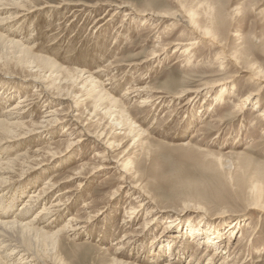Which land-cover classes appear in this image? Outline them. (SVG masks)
Returning a JSON list of instances; mask_svg holds the SVG:
<instances>
[{
	"label": "rangeland",
	"instance_id": "374dc122",
	"mask_svg": "<svg viewBox=\"0 0 264 264\" xmlns=\"http://www.w3.org/2000/svg\"><path fill=\"white\" fill-rule=\"evenodd\" d=\"M44 1L49 4L60 2L38 0L36 5L40 6ZM66 1H80L88 6L39 7V10L14 18L9 23V31L2 33L7 38L29 43L33 54L47 56L60 67L80 70L85 75L89 73L107 92L122 101L127 112L124 119L134 121L142 135L139 139L128 135L110 138L115 145L112 158L127 163L131 180L148 194L151 202L148 206L156 212L151 211L147 216L149 207L142 206L141 216L135 222L123 216L125 207L141 202L134 198L136 191L128 194L126 190H120L117 200L109 202L119 187V175L107 167L97 168L102 162L93 155L102 148H97L95 143H82L65 157L30 169L23 178L12 176L2 191L4 205L8 207L16 195L19 199L15 201L14 212L23 201L32 203L36 207L32 216L38 217L33 226L48 233L66 225L74 215L83 220L80 229L72 234L63 232V238L55 248L46 243L39 246V251L50 262L113 264L112 257H116L131 264H160L159 254H164L171 244L172 256L205 264L215 248L210 243L205 245V240L217 235L223 237L221 241L227 246L229 257L223 261L222 256L215 264H264V119L256 115V111L264 109V0ZM112 4L167 13L179 11L181 4L194 12L202 24L204 15L210 13L215 31L226 43L227 53H233L244 69L250 68L263 81H256L247 72L239 71L232 62L227 61L229 65L226 63L227 67L223 69L220 64L212 65L209 54L213 51L207 41L196 45L190 53L193 64L185 65L180 52H173L172 42L190 40L186 27H175V21L167 18L125 17L126 8L114 13ZM15 14L13 9L0 8V17H14ZM12 30L15 36L5 34ZM160 46L165 47L162 54L157 59H148L150 52ZM108 64L112 65L106 68ZM203 84L216 85L209 93L202 92L189 102L190 92L178 99L168 97L183 88ZM65 86L71 87V84ZM144 86L163 91L164 97L141 105L142 94L133 95L136 92L130 91ZM220 89H225L224 97L217 101L215 91ZM125 91L129 94L125 95ZM251 92L256 94L245 102L243 115L238 116L234 111L236 101ZM23 96L29 103L24 107L21 119L16 120H40L44 107L34 104L33 88L21 87L0 76V120L5 119L4 110ZM255 99L259 101V107H255ZM79 106L77 113L90 132L105 127L107 134L116 132L115 125L108 119H103L104 125L93 122L91 117L87 119L91 100ZM96 116L99 120L103 118L98 111ZM62 128L65 129L62 134L59 129L46 136L0 144V161L22 160L25 154L33 158L37 148L44 151L50 144L55 150H64L69 138L78 136V130L66 123ZM18 154H22L21 157ZM80 164H83V172H95L86 183L80 188L77 181L58 183ZM49 182L54 185L52 189H47ZM44 188L50 202L59 199L60 204L51 210L43 209L48 206L43 204V199L39 204L28 202L30 191L40 195ZM58 192L62 193L57 195ZM84 204H90V207ZM40 211L39 215L35 214ZM91 214L96 215L86 222ZM146 217L155 218V223L145 227ZM172 219L176 220L174 224L170 223ZM47 221L52 225L44 226ZM165 225L171 226L170 233L161 239L160 231ZM130 232L135 234L133 245L115 254L114 247L125 242L119 240ZM66 234L74 237V241L66 238ZM157 238L161 240L157 241ZM196 243H200L203 250L196 247ZM14 258L9 255L7 260L2 258L0 261L18 264V256Z\"/></svg>",
	"mask_w": 264,
	"mask_h": 264
},
{
	"label": "bare ground",
	"instance_id": "6f19581e",
	"mask_svg": "<svg viewBox=\"0 0 264 264\" xmlns=\"http://www.w3.org/2000/svg\"><path fill=\"white\" fill-rule=\"evenodd\" d=\"M36 1L38 0H0V8L8 10L13 9L14 12H16L14 17L8 15L0 17V76L5 78V80L9 82L11 80L14 83H17V85L21 87H32L33 94L35 92V98L33 96L34 104H41L42 107H44V112L42 117H40V120H30V122H26L23 120L18 121L16 119H21V115L24 114V107L28 105L27 103H29L26 102L27 98H25L24 96L20 97L16 103L10 104L6 111L4 110L3 112L5 119L0 120V144L9 143L15 140L31 139L34 136H46L49 133L59 129H61L60 134H62L65 131L62 126L65 123L66 126L72 125L74 128H76L78 130V136L69 138V141L67 142L64 150H55L52 147V144H50L49 147L44 151L41 148H37L35 152L37 153V155L33 158H28L25 154L24 159L22 160H19L18 158H12L13 160L7 161L5 163L0 161V260L4 258L5 261L7 260L6 258H9L10 255V257L13 258L18 256L17 261L19 260V263L16 262L18 264H59L57 262L55 263L48 261L45 255H43L44 253L42 254L39 251V246L42 245V243H46L47 245H52L55 248L61 242L64 234L63 232H67L69 234L72 231L80 229L81 226L79 224H81L83 220L79 218V216L74 215L69 218V222L66 225H63L61 228L55 230L52 233L45 232L39 227V229H36L37 227H34L33 225L36 224L37 216H32L36 211L35 205H32V203L27 204V202L23 201L19 205L20 208H16V211L14 212L13 207H15V201L19 199L17 195L12 199L8 207L4 205V198H2L4 196L2 191L6 188L5 185L9 183L12 176L21 175L19 178H23L22 175H24L27 171H30V169H34L36 167L51 163L54 160H58L59 158H63V156L65 157L67 153H69L82 143H95L96 146L98 145L97 148H102L100 152H96L93 155L97 156L102 162V164L98 165L97 168L99 169L107 167L115 170L119 175V187L117 188V190H114L113 194L110 196L109 202H115L117 200L120 190H126V193L128 194L134 193V191H136L137 194L134 196V198L138 199V201L141 200V202L139 201L138 205L125 207L123 212V216L129 218L128 220L133 222L140 218L141 215L139 212H141L142 206H146L147 208L149 207L147 210V216L150 215L151 211L156 212V210L152 206H148L151 204L148 198V194L140 187L138 183H135L131 180V177L129 176V172L127 170V163H125V161L123 160H114L112 158L111 153L115 150V145L113 144V141H109L110 138H116V135H128L135 136L136 139H139L142 135V131L139 132L138 129L135 128L134 121L126 122V120L124 119L127 112L126 106L123 105L122 101L107 92L103 84L93 79L90 75H88L89 73L85 75L80 70L63 68L62 66L60 67L47 56L45 57L41 56L40 54H33L31 52V50L33 49L28 46L29 43L24 44L23 40L21 42L18 39H13L14 37L12 39L7 38V36L2 33V31L5 30L9 31V27H11L9 23H11L14 18L26 15L37 9L39 10V7H59L61 4H71L74 6L82 5L85 7L87 5L86 3L83 4L80 1L69 2L66 0H60L58 4H49L48 2L44 1L42 5L38 6L36 5ZM112 5L115 7L113 11L114 13H117L119 12V10L126 8L123 14L125 17L129 16L133 19H138L139 17L141 19L144 17L156 19L167 18L175 21V27H186L190 35V40L187 42H183L181 40L172 42V44L174 45L173 52H180V56H182L185 65H191V63L193 64L194 59L190 53L193 49L196 48V45L201 43V41H207L213 51L212 54H209L211 55L210 59L212 65L220 64V69H223L227 67L225 66L226 63L232 62L231 64L240 69L239 71L247 72L256 81H263L262 78H260V75L252 72L250 68L245 67L244 69V65H241L238 58L233 53H227L225 49L226 47L224 45L225 42H223L221 36L214 29V19L210 13L204 15L205 22L204 24H202V22L199 21L197 15L194 12L185 9L184 5L181 4L179 7V11L170 13L158 11L155 12L152 9L136 10L132 7L127 6L126 4ZM5 34H12L13 36L16 35L14 30H12L10 33L6 32ZM25 39L28 40L27 38ZM184 43L186 44L184 45ZM181 45H184V47L181 48ZM160 47L161 48L158 50L153 49V51L150 52L148 59H157V56L161 55L165 48L164 46ZM111 65L112 64H108L105 67L107 68ZM11 67L21 70L22 72H24V74L16 73L14 69H10ZM223 83L225 84L226 80ZM68 84H71V87L65 86ZM213 85L216 84H203L202 86H197L194 88H183L176 94L167 95L168 97H170V99H178L184 97L188 92H190L191 95L189 96V98H187V101L189 102V100L192 101L197 96L201 95L202 92L209 93L213 89V87H215ZM74 89L78 90V92L73 91ZM223 90L225 91V89ZM223 90L220 89L215 91L218 97L217 101L222 100V98L224 97ZM132 91L136 92L133 95L142 94L143 97L140 100L141 105L150 103V101L155 98L164 97L161 95L162 93H164L163 91L158 89L151 90L145 86L133 88V90H131L130 92ZM125 92H127L125 93V95L129 94L128 91ZM228 93H231V91H229ZM153 94H155V96ZM255 94V92L247 93L241 99L236 101V107L234 111L237 112L238 116L243 115L242 110L245 102H249L250 100H252L253 95ZM87 100H91V111L87 113L89 115L87 119L93 118V122L99 121L98 123H102V125H104L103 119H108L115 125L116 132L114 134H110L111 132L107 134L105 132L106 127L94 132H90L87 129L86 123L81 120L79 113H77V110L80 108L79 104ZM258 102L259 101L255 99V107H259V105L257 104ZM186 104L187 103H185V105ZM97 111L102 114L103 118L101 120H99V117L96 116ZM256 113L259 118L264 119V109L256 111ZM13 115L16 118L12 117ZM33 153L34 152H32V154ZM81 165L83 164H80L78 168L74 169L70 175L66 176L63 180L58 181V183L62 181H77V187L80 188V186L86 183V181H88V179H90L95 173L93 170L88 173L83 172ZM53 186L54 185L50 183V186L46 187L47 189H52ZM47 189L43 190L40 195H35L36 193H34V191H30L31 196L28 195L27 198H31L28 199V202L35 201L36 203L34 204H39V202L43 199V204L45 206L48 205L46 208L43 207V209L45 210L47 208L51 210L50 208H53V206H58L60 204L58 202L59 199H57V202L55 201V199L52 202L48 200ZM66 191L68 190H65V192ZM60 193L62 192H58L57 195H59ZM54 201L56 203H54ZM90 204H84V206L89 208ZM41 212L42 211L35 214L39 215ZM96 214L89 215L88 219H86V222L91 221L89 219H91ZM154 219H152L151 217H146L147 222L145 227L147 226V224L155 223ZM175 219H172L170 223L174 224L176 222ZM51 221H47L45 222V225L44 223L43 225H52ZM168 226L169 225H165L163 227V230L160 231L161 239L165 238L163 236H166L168 235V233H170L171 226ZM68 234H66V238L74 241V237L71 238ZM134 236V232L124 234L119 242L122 241V239L126 241H123L121 242V244H118L116 245V247H114L113 251L115 252V254H117L120 249L132 246L134 242ZM182 236L186 235L182 234ZM161 239L157 238L156 240L159 241ZM221 239H223V237L218 238L216 235L214 237L210 236V239L205 240V245L210 243L211 245L215 246L212 255L206 259L205 264H215V260L222 258V256L223 261L228 259L229 254L227 256V246L223 245ZM196 247H199L203 250V247H201L200 243H196ZM167 249L168 250L164 252V254L160 253L158 256V259H162V261H160V264H197L195 260L184 261L178 255L175 257L172 256L173 253L171 250V244ZM6 251H8V253ZM161 256L163 257L161 258ZM112 260L113 264H131L130 262L118 260L116 257H112ZM0 264H2L1 261ZM230 264H236V262Z\"/></svg>",
	"mask_w": 264,
	"mask_h": 264
}]
</instances>
